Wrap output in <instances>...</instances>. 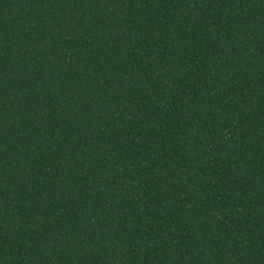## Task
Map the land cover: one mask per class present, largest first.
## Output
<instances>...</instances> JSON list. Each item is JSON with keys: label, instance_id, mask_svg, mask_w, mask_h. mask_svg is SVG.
I'll list each match as a JSON object with an SVG mask.
<instances>
[{"label": "trees", "instance_id": "trees-1", "mask_svg": "<svg viewBox=\"0 0 264 264\" xmlns=\"http://www.w3.org/2000/svg\"><path fill=\"white\" fill-rule=\"evenodd\" d=\"M0 264H264V0H0Z\"/></svg>", "mask_w": 264, "mask_h": 264}]
</instances>
